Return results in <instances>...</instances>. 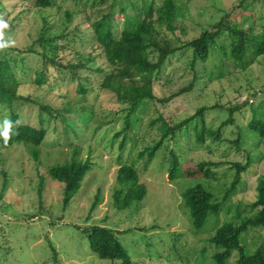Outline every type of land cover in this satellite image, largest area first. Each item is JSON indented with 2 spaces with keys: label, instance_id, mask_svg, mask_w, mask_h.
<instances>
[{
  "label": "rangeland",
  "instance_id": "obj_1",
  "mask_svg": "<svg viewBox=\"0 0 264 264\" xmlns=\"http://www.w3.org/2000/svg\"><path fill=\"white\" fill-rule=\"evenodd\" d=\"M100 1L55 0L54 7L40 13L35 10V0H0V14H4L10 26L5 30V39L15 41L14 46L0 53L8 51L17 60L19 57L25 59V70L16 69L21 81L18 92L32 95L43 105L62 111L61 117L69 116V121L76 126L74 134L63 119L54 123L43 112L42 127L47 129V134L37 148V160L31 158V146L22 143H14L8 148L0 146V264H118L100 259L92 252L86 235V230L92 225L113 229L133 264H213L212 255L216 250L207 239L223 222L232 218L242 219L248 214L243 208L255 199L257 179L264 175V136H260V127L251 130L247 125L249 121L264 124V53L259 54L245 70L234 67L230 62L222 65L219 62L221 54H211L205 62L207 72H201L202 65L197 64L200 80L192 91L164 105L156 104L168 121H178L199 107L221 105L202 114L207 124L213 123L216 127L228 115L227 107L238 105L240 109L234 113L236 128L229 124L224 129L223 139H234L239 133L242 139L239 150L234 146L231 148L227 140L212 142L210 139L205 141L208 149H195L194 137H190L185 126L175 132L172 139L163 142L148 168L142 170L146 153L139 156V151L144 144L133 147L131 138H127L129 141L123 149L119 148L123 136L116 140L112 135L121 129L124 113L115 114L121 105L115 104L110 93L99 89L95 77L93 86L89 83L92 90L83 98L75 92L76 83L66 80L53 91L36 89L32 80L34 70L40 67V57L11 50H25L37 39L43 27L52 26L51 33H59L66 24L65 11H83L72 15L73 24L87 19L86 16L94 20L99 16L98 11L107 12L109 9L119 17V0ZM111 4L114 5L111 7ZM238 4L240 7L232 12L233 21L240 25L254 24L256 31H261L264 28V0H179L180 11L175 24L183 32L177 30V34L181 35V40L191 39L198 35L201 26L212 28L228 9ZM42 14H45L46 22L42 21ZM86 25L84 22L83 26ZM167 34L170 38L175 36V33ZM252 43L257 46L263 44V37H255ZM88 46V42H81L76 47L78 51L86 52ZM189 58L190 52L171 58L161 80L154 86L158 97L168 96L191 81L193 72L188 66ZM254 58L252 48L248 47L241 65ZM212 72L213 77L209 76ZM88 75L91 78V73ZM19 105L16 104L15 109L20 121L40 126L39 106L25 101ZM156 105L148 107V104H143L132 118L140 119L143 115L146 118L147 113L155 117ZM9 109V106L0 104V127L9 118ZM200 121L198 117L191 123ZM138 123L133 121L132 127L138 128ZM142 124L144 127L145 122ZM139 133L144 134V130L139 129ZM145 135L152 141L154 138L150 137L155 136V132ZM146 144L151 146L152 143ZM74 146H79L78 158L81 160L92 151L93 167L87 172L78 192L64 206L63 184L49 177L46 170L67 161ZM173 154L184 171L195 169V164L201 160L225 164V161L245 162L249 156V168L241 174L237 193L225 204V208L231 206L230 209L209 215L199 229L193 225L181 193L200 183L214 197L222 200L235 172L229 170V164H221L216 181L181 175L170 180L169 164ZM120 155L125 160L123 162L135 164L139 179L147 189L140 202L122 210L112 205L111 198L117 170L115 159ZM97 189L100 190L99 203L91 209ZM241 242L245 254L264 248V225L242 233ZM237 256V251H234L225 264H235Z\"/></svg>",
  "mask_w": 264,
  "mask_h": 264
},
{
  "label": "trees",
  "instance_id": "obj_2",
  "mask_svg": "<svg viewBox=\"0 0 264 264\" xmlns=\"http://www.w3.org/2000/svg\"><path fill=\"white\" fill-rule=\"evenodd\" d=\"M54 1L35 0V10L43 13L46 9L54 7ZM189 1L186 0V2ZM243 1L241 0V2ZM178 4L179 0H119L117 10L119 17L114 16L116 12L109 9L107 12L98 11L99 16L94 20L86 16L87 19L75 24L71 23L72 15L83 11H72L71 13L65 11L66 24L59 33H51L52 26L43 27L37 39L25 50L19 51L15 48L11 50L33 53L40 57V67L34 70L35 77L32 80L36 89L53 91L59 88L60 82L66 80L68 83H76L75 92L83 98L92 90L91 84L93 86V77H95L99 89L110 93L115 104L121 105L115 114L124 113L121 129L112 135L116 140L123 136L119 142V148L123 149L126 142L129 141L127 138H131L133 147L139 143L141 146L144 144L143 149L139 151V156L146 153L142 170L148 168L155 152L163 142L168 138L172 139L175 132L185 126L188 127L190 137H194L195 149H208L205 141L210 139L212 142L227 140L231 148L234 146L236 150H239L242 139L238 132L234 139H223L224 129L229 124L236 128L234 113L240 109L238 105L228 106V115L216 127L213 123L207 124L202 114L208 109H216L221 105L199 107L178 121H168L163 118L162 112L156 104L164 105L177 96L192 91L194 85L200 80L201 73L196 69L197 64L202 65L201 72H207L205 62L211 54H216V56L221 54L219 62L222 65L225 62H230L234 67L245 70L254 63L259 54L264 53V28L257 32V27L254 24L235 23L232 12L235 8L240 7L241 4H238L232 7L233 9H228L212 28H202L201 26L198 35L188 40H181V35L177 34V30L180 33L183 31L175 24L180 11ZM113 5L111 4V7ZM92 6H94L93 3ZM41 19L46 22L45 14L41 15ZM84 22H87L86 26H83ZM167 32L175 33L174 39L170 38ZM261 36L263 44L257 46L256 43H252L255 37ZM81 42H88V51L77 50L76 46L81 45ZM248 47L252 48V55L255 58L245 64L243 62L244 65H241ZM187 52H190L188 66L193 72L191 81L168 96L158 97L154 92V86L161 80L164 68L170 65L171 58L179 57ZM24 61V57H19L17 60L8 51H5L0 58V104L10 107L8 120H11L13 124L7 143L3 136H0V146L8 148L14 143L31 146V158L37 160L39 158L37 148L47 134V129L42 127L43 112L50 117L51 121L54 120V123L63 119L74 134L76 126L69 121V116L61 117L62 111L43 105L37 98H32V95H23L18 92L21 81L16 75V69L24 71ZM220 67L221 65H219ZM89 73H91V78ZM209 76L213 77L214 72ZM219 77L218 75L217 78ZM22 101L39 106L40 126L20 121L15 106L19 103L21 105ZM143 104H148V107L156 105L155 117L149 116L147 113L146 118L144 115L140 119L132 118ZM198 117L201 118L200 122L191 123ZM17 121H19L18 124ZM133 121L139 122L138 128L132 127ZM143 121L145 122L144 127H142ZM247 125L251 130L257 126L260 127V136H264V124L249 121ZM139 129L144 130V134L141 135ZM2 130L3 127H0V132ZM154 132L155 136L150 137L154 138L151 141L145 134L151 135ZM146 142L152 143L151 146ZM74 147L72 155L67 161L52 165L46 170L49 177L63 184L62 202L64 206L78 192L84 177L93 167L90 156L92 151L88 152L86 159L81 160L78 158L79 146ZM248 158L249 156L245 162L226 163L225 161V164H229V170H234L235 174L233 181L224 191L222 200L214 197L213 193L200 183L186 188L181 193L183 205L188 208L196 228H201L209 215H217L224 209L227 211L230 209L231 206L225 208V204L237 193L241 174L249 168ZM123 161L125 160L121 155L115 159L117 170L111 193L112 205L121 210L128 208L134 202H140L147 192L145 184L139 179L135 164ZM221 164L223 163L220 161L206 159L198 161L195 164V169L184 171L180 168L177 156L173 154L169 164L168 177L173 180L181 175L186 178H205L216 181L219 178L217 169ZM255 192V199L246 203L243 208L247 210L246 216L242 219L232 218V220L223 222L207 239L208 244L216 250L212 255L213 264H225L234 251L238 253L235 264H264L263 247L258 248L252 254H245L244 244L241 242L242 233L247 232L250 228L264 225V175L257 179ZM99 193L100 190L97 189L91 209L99 203ZM86 235L90 249L100 259L118 262V264H133L113 229L102 225H92L86 230Z\"/></svg>",
  "mask_w": 264,
  "mask_h": 264
},
{
  "label": "clouds",
  "instance_id": "obj_3",
  "mask_svg": "<svg viewBox=\"0 0 264 264\" xmlns=\"http://www.w3.org/2000/svg\"><path fill=\"white\" fill-rule=\"evenodd\" d=\"M9 23L7 20H5L4 18V14H0V51H3L4 49L14 46L15 41L11 40V39H5V30L8 29ZM17 124L19 123V121L16 122ZM12 121L5 119L3 122V130L2 132H0V136H3L5 142L7 143V141L10 139V132L12 129Z\"/></svg>",
  "mask_w": 264,
  "mask_h": 264
},
{
  "label": "built area",
  "instance_id": "obj_4",
  "mask_svg": "<svg viewBox=\"0 0 264 264\" xmlns=\"http://www.w3.org/2000/svg\"><path fill=\"white\" fill-rule=\"evenodd\" d=\"M252 101V100H251Z\"/></svg>",
  "mask_w": 264,
  "mask_h": 264
}]
</instances>
